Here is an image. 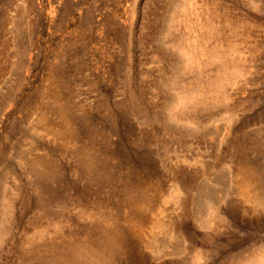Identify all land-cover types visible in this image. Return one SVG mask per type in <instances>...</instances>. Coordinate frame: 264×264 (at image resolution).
<instances>
[{
  "label": "rangeland",
  "instance_id": "374dc122",
  "mask_svg": "<svg viewBox=\"0 0 264 264\" xmlns=\"http://www.w3.org/2000/svg\"><path fill=\"white\" fill-rule=\"evenodd\" d=\"M254 259L264 0H0V264Z\"/></svg>",
  "mask_w": 264,
  "mask_h": 264
},
{
  "label": "bare ground",
  "instance_id": "6f19581e",
  "mask_svg": "<svg viewBox=\"0 0 264 264\" xmlns=\"http://www.w3.org/2000/svg\"><path fill=\"white\" fill-rule=\"evenodd\" d=\"M244 178V177H243ZM245 178H246V176H245ZM242 180V179H241ZM243 183L241 184V195L243 196V198L246 200V201H249L250 199H251V192H250V186H251V182L249 181V180H243L242 181ZM178 189V188H177ZM259 199V198H258ZM257 200V199H256ZM259 202H260V200H259ZM214 204V203H213ZM214 212V211H213ZM216 214V213H215ZM206 217V216H205ZM208 217V216H207ZM224 217V216H223ZM222 218V217H221ZM143 219V218H142ZM225 220V219H224ZM99 225V224H98ZM109 226V225H108ZM115 227V226H114ZM99 228H100V226H99ZM113 228V227H112ZM159 229H161V227L159 228L158 227V229H156V232H157V230H159ZM155 229H153V231H154ZM139 231V230H138ZM142 232H144V231H142ZM165 232V231H164ZM161 235V234H160ZM136 236H138V235H136ZM165 236H167V235H165ZM142 237V236H141ZM154 242V241H153ZM90 245V244H89ZM86 247V246H85ZM88 247V246H87ZM84 248V247H83ZM201 248V247H200ZM200 248H199V250H200ZM170 251V250H169ZM158 252V251H157ZM200 252V251H199ZM120 253H122V252H120ZM152 254V253H151ZM156 254V253H155ZM156 255H160V254H156ZM121 256V255H120ZM198 257H199V253H198V255H197ZM196 259H198V258H196ZM59 261V260H58ZM57 261V262H58ZM93 261V260H92ZM254 261H256L255 259H254ZM250 262H253V261H250ZM248 263V262H247ZM246 263V264H247ZM249 264H251V263H249ZM255 264H260V263H257V261H256V263Z\"/></svg>",
  "mask_w": 264,
  "mask_h": 264
}]
</instances>
